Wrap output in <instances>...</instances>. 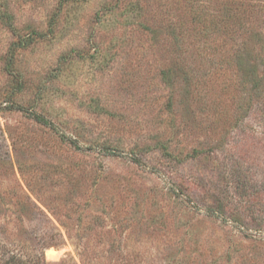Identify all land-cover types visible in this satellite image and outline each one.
<instances>
[{"label":"rangeland","instance_id":"374dc122","mask_svg":"<svg viewBox=\"0 0 264 264\" xmlns=\"http://www.w3.org/2000/svg\"><path fill=\"white\" fill-rule=\"evenodd\" d=\"M6 1L0 251L264 264V0Z\"/></svg>","mask_w":264,"mask_h":264},{"label":"trees","instance_id":"16d2710c","mask_svg":"<svg viewBox=\"0 0 264 264\" xmlns=\"http://www.w3.org/2000/svg\"><path fill=\"white\" fill-rule=\"evenodd\" d=\"M72 1H75V0H72ZM233 3L235 6V8L233 9L235 10L233 19H235L238 26L239 27L243 26L244 27L243 30H245L246 32H250V37L254 34L261 35V32L255 27H245L244 26V19H245V14H247V10L254 9L259 4L251 3L250 0H234ZM6 4H7L6 0H0V18L6 22H9L11 18V13L9 12ZM225 16H228L229 18H231L229 15H225ZM43 35L44 33L40 31L39 29H31L30 32L26 34L25 33L21 35L18 34L17 35L18 39L16 40V43H14V45L16 46V48H21V50L25 49L31 43L36 44V42H38V40H40ZM239 58H242V57L239 56ZM14 65H15V59L13 57V52H11L10 58L7 60L6 66L10 70H13ZM263 75L264 74L258 77H260L261 79ZM20 80L22 81L21 78ZM36 118L44 123L51 124L50 121H48L41 115L37 114ZM39 212L41 214H44L43 211H39ZM227 212H230L231 215H227L226 211H207L209 215H214L217 217L221 216V218L224 221H228L231 219L237 220L240 217V214L238 211L234 214L231 211H227ZM43 243L44 244L38 250L39 252L37 253V255H34V256H39V258L37 257L36 259L29 253H25L22 250V248H24L23 245L22 246L19 245L21 249H18V251H14V250L9 251V249L6 248L7 245L3 244V246L1 247V251H0V264H66L68 261L70 262V259H62L58 262L45 261L43 257V248L47 246L58 247L60 246L62 242H58L56 240L54 241L48 240V241H43ZM73 264H76V263H73Z\"/></svg>","mask_w":264,"mask_h":264}]
</instances>
